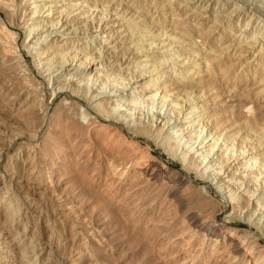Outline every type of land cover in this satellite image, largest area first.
Here are the masks:
<instances>
[{"label":"bare ground","instance_id":"1","mask_svg":"<svg viewBox=\"0 0 264 264\" xmlns=\"http://www.w3.org/2000/svg\"><path fill=\"white\" fill-rule=\"evenodd\" d=\"M46 1L33 0L29 2L30 5L27 6L28 8L26 7L31 11L29 19L35 17L42 18L40 21H35L27 25L29 26L27 36L31 35L30 38L36 36L34 42L27 49H29V52L30 49H34L31 54L36 60L37 66L39 65L41 67L40 69L43 68L46 71V76H48L46 81L47 85L50 84V88L52 89L51 93L56 94L55 96L59 93L64 94L65 92L70 95L81 96L83 110L80 113L75 111V114L82 116L83 119L86 118V122L88 123L96 121L95 116L93 118L89 117L91 114L89 111L93 110V113L97 111V117L112 120L125 126L132 136L131 138L121 136V143H127V147L130 146L135 149H140V145L136 141L137 137L140 136L150 138L153 141L158 140L160 141L159 145L162 146L165 143V145L175 147L170 152L174 153L179 150L175 154L180 156L177 158L179 160L180 170L186 172V174L190 170H194L198 178H210V182L212 183L215 180L213 184H215L216 190L223 192L225 195L227 193L226 198L229 200L231 209L230 215L233 213L239 214L241 210L243 211L244 208H248L250 206V197L257 191L254 197L256 200L252 204L253 210L248 214L246 213L247 217L245 219L241 218L243 219L242 223L247 227H255L259 232L264 233V207L262 208V204L264 203L263 0H160V2L153 0L158 11L166 6L164 8L166 9L164 14H167L166 16L169 18L168 21L160 15L161 17L157 19L159 22H157L161 26L156 27V25V28H154L153 20L149 18L151 14L147 15L149 13V10L147 11L148 7L144 6L145 9L141 13L140 11L142 10H139L138 7H133L134 9L129 8L130 5L128 6V4L124 3L125 0H120L119 3L116 2L117 5L111 4L108 10L107 5H101V2H95V0H90L88 3L86 2L88 0H83L82 2L76 0H49L50 2L48 3ZM121 1L123 2L122 5L120 4ZM12 2V0H0V7L6 9L7 12H12L13 7L10 8V6H13ZM58 2L60 3L58 4ZM147 4L150 3L147 2ZM211 4H214V6L211 7ZM215 6L216 8L214 9ZM97 7H100L99 10H96ZM170 7H173L176 11L181 10L180 15L183 18L186 16L190 17L191 15L193 18H197V21H194L195 23H191L193 22V18L191 19L190 17V19L182 24L185 25L190 22L193 26L192 30L194 29L195 39L200 37L199 35H202L207 40L203 41V38H201L202 41L198 39L195 43L191 40L194 37L187 36L192 31L190 33L186 32L187 35L182 32L184 29L182 30L181 27L179 28L182 31L180 29L178 31V25L176 26V23L179 24V22H176L177 19L175 20L174 18H176V15H179V12H176L177 14L173 13ZM105 8L106 13H104ZM121 9L123 11L120 13L119 11ZM89 10L90 13H88ZM94 10L98 12L97 16L96 13L92 15ZM35 12L40 14L32 16ZM108 13L116 15L113 18L117 19V21L121 20V23L114 21L107 25L100 24L99 22L103 21ZM241 14L246 15V24L238 32L235 29L237 23L234 25L233 19L230 17L235 15L240 16ZM134 18H139V22H148L149 24L147 26H142V24L138 23L135 24L133 21ZM164 18L167 20L166 23L169 28H166ZM135 27L136 32L140 33L141 36L138 35L140 38L132 41L135 44L132 47L136 46L134 50L128 51L131 46L124 47L123 44L117 48L120 51H117L116 47L117 43H120L119 40L115 42H113L114 40L110 41L111 45L107 46L109 45L107 38L113 36L114 32H117V28L118 31H126L125 38H127L134 33L133 29ZM0 28L2 30L0 34L2 51L11 56L9 61L13 64V69L20 71L24 76V80L29 83L28 88L32 89L29 94L42 96L43 99L44 95L41 93V88L37 89V87H32V76L30 77L29 75L31 74L26 72L27 67L23 53L18 49L16 43H13L14 40L10 29L2 23H0ZM114 28L116 29L114 30ZM129 28L131 29L129 30ZM198 31L201 34H198ZM246 33H250V35L248 39L246 38L248 41L243 44V40L247 37L245 36ZM216 34L218 35L216 36ZM49 36L57 38L49 39L48 41H44V43L41 41L46 40ZM91 40L97 43L101 42L102 45L97 48H91ZM140 40H150V43H144L149 47L137 46L136 44H139L138 42ZM155 40H158V42L155 43ZM220 40H223L222 43L224 41L226 43L221 45L222 43H218ZM152 47L161 50L160 52H153L150 55L153 56L152 59L150 57L147 59L146 57L148 55L146 54L151 51ZM127 48L129 49L127 50ZM168 50H171V52L169 53ZM248 51L254 53L252 58H244L245 52ZM182 52L183 57H180ZM129 53H132L131 55L134 57H140L134 61L132 58H129ZM165 55L168 56L165 57ZM104 57L118 61L115 64L117 68H113L111 64L109 65V62L107 64V66L109 65L108 67L99 63ZM179 57L181 59L174 61ZM149 60H151V64L142 70L141 68L145 65H139V63L141 64V62ZM123 62L125 64L132 63V66L129 64L131 67H126L125 65V69L120 68L119 65ZM97 63L101 67H98L96 65ZM62 67L63 69L61 70ZM106 67L109 70L107 74L103 73L102 70ZM68 70L69 72L65 73L67 77L60 79L61 74H64L63 72ZM55 71L58 73L53 77L52 73ZM111 72L115 74L112 75ZM145 73L148 74L145 75ZM184 77H186L185 80L182 79ZM119 78H121V81L123 79H126V81L117 82ZM83 81L84 83H82ZM130 83H136V87L134 93L128 97L126 95L131 87ZM193 84L200 85L203 89H193ZM106 86H110V88L106 90ZM142 103H146V107H148L147 105H151V107L156 106L155 108H158V110L152 112L145 119V116H142V112L140 111L143 107V105L142 107L140 105ZM38 104L42 106V102ZM162 107H164V111L161 112ZM45 115L46 111L43 116L45 117ZM160 121L163 122L159 124ZM153 126L154 128H152ZM173 132L177 133V135L174 136ZM181 139H183L182 142ZM92 144L93 153L100 155L102 165L114 171L117 167L115 165H118L120 160L113 154L118 162L114 163L110 159L112 157L111 149H109L110 152L102 153L97 150L94 142ZM109 146L107 145L105 150ZM144 148L140 149L139 153L130 157L128 156L129 158L126 161L123 160L125 164L127 163L121 172V174H124V171H126V177L128 176L126 190L130 194L132 192L133 194L138 192L141 194L152 183H158V185L160 184V186L167 189L166 194H164L165 196L172 194L170 197L167 196L166 200H169V202H172L176 206L181 205V197L173 191L185 181L181 176L177 178L174 176L175 179L173 178V174L179 175V169L175 171L177 174L171 172L170 168L161 165L156 157L149 153L146 148L144 150ZM49 151H46L44 155H50ZM194 153H197L196 157L193 156ZM109 156L111 157L109 158ZM118 156L120 155L118 154ZM212 166L215 167L212 168ZM210 170L213 171L211 172ZM225 173L226 175H224ZM99 174V170H94L93 175L98 176ZM225 177L227 179H224ZM135 178H140V180L143 179L144 181L140 185H137L140 181L136 182ZM242 185L246 190L243 193L237 192V189L242 187ZM135 186H139L136 192H134L136 189L134 188ZM130 189L132 190L129 191ZM207 191L208 189L206 188L204 192ZM150 193L149 191L146 195L149 197ZM146 198L147 196L144 199L147 200ZM127 200L123 199L124 202ZM145 200L142 201V204ZM12 201L5 204L3 220L0 224L12 223L14 220L16 208L14 207L15 204L12 206ZM28 204L27 206H30V203ZM254 214L255 216L252 218L251 216ZM197 215H189L187 217V226H185L192 228L193 233H191V237H194V234L197 233L200 237L194 257H197L198 254L199 256L201 255V247L203 244L207 245L205 252L202 253L206 257L202 264H224V261H221L220 258L217 259L216 256L225 258L224 260L229 259L230 256L232 258L231 262L233 263L229 264H234L235 262V264H238L237 260L240 263L243 261L244 264H264V249L259 250L256 247L259 241L254 236L251 237L250 235V237H247L248 233L244 225L239 224L244 228L243 230L229 227L224 223L214 225L212 215L208 214V216L206 215L207 217L205 216L201 220H199L200 218ZM191 237L188 239V242H191ZM3 242L5 241L3 240ZM241 245H243V249L242 252H239ZM188 249L185 254L191 255L194 248L188 247ZM188 261L189 259L187 260L184 257L182 259L180 258L175 264H187ZM190 264L194 263L191 262ZM225 264L228 263L225 262Z\"/></svg>","mask_w":264,"mask_h":264},{"label":"rangeland","instance_id":"2","mask_svg":"<svg viewBox=\"0 0 264 264\" xmlns=\"http://www.w3.org/2000/svg\"><path fill=\"white\" fill-rule=\"evenodd\" d=\"M12 1L13 6H10V8L13 7L12 12H7L6 9L0 7V23L10 29L14 40H12L13 43H16L18 49L23 53V58L25 59V65L27 67L26 72L31 74L29 75L30 77L32 76V87H37V89L41 88V93L44 96L42 99V96L29 94V92L32 91V89L28 88L29 83L24 80V76L20 71L13 69V64L9 61L11 56L2 51V43H0V222L3 220V211L6 203L13 200L12 206L15 204L14 207L16 208L14 213L15 221L13 220L12 223L0 224V264H175L180 258L182 259L184 257L187 260L189 259L187 264L191 262L194 264H202L206 258L202 253L205 252L207 245L203 244L201 247V255L199 256L198 254L197 257H194L200 237L198 233L194 234V237H191L193 230L192 228L186 227L187 217L192 214H198L199 220L203 219L206 215L208 216V214L212 215V218H214V225H221L224 223L229 227L241 230L244 228L239 224L244 225L248 233L247 237H250V235L251 237L254 236L259 241L256 247L259 250L264 249V233L259 232L255 227L250 228L242 223V218L245 219L247 217L246 215L253 210L252 204H254L256 200L254 197L257 191L251 196L252 198L250 197V206H248V208H244L239 214L233 213L234 215H230L231 209L229 200L226 198L227 193L225 195L223 192L216 190L215 184H213L215 180H213L212 183L210 182V178H198L194 170H190L187 174L180 170L179 160H177L180 156L176 155L179 150L175 151L176 154L175 152L171 153V150L175 147L173 148L170 145H165V143H163V146L159 145L160 141L158 140L153 141L144 136L137 137L136 139L140 145V149L145 147L149 153L156 157L161 165L170 168L171 172L177 174L175 171L179 169V175L173 174V178L175 179V177L181 176L185 181L173 191L181 197L183 205H177V207L172 202H169V200H166L167 196L170 197L172 194H167L165 196L164 194H166L165 192H167V189L160 186V184L158 185V183H152L149 185L150 187L147 185L148 188L144 193L142 192L140 194L138 192L136 195L132 192L130 194L126 190L128 180L126 171H124V174H121L127 165L123 160L126 161L130 156L140 151L139 148L127 147V143H121L123 136L127 138L132 137L130 131L118 122L116 123L112 120L110 121L104 118L102 119V117H97V111H94V114L93 110L89 111L91 113L89 117L93 118V116H95L96 121L88 123L86 122V118L83 119L82 116H77L75 114L83 110L81 106L83 105L81 96L70 95L66 92L64 94L59 93L55 96L56 94L51 93L52 89L50 88V84L47 85L46 81L48 77L46 76V71H44L43 68L40 69L41 67L39 65L37 66L36 60L31 54L34 49H30V52L29 49H27L36 39V36L31 38V35L27 36V31L29 29L27 25L35 21H40L42 18L35 17L29 19L31 11L27 9V6L30 5L29 2L33 0ZM76 1L82 2L83 0ZM119 1L120 0H113L112 2L111 0H95V2H101V5H107V10L111 4L117 5ZM145 1L134 0L133 2V0H125L124 3L128 4V6L130 5L129 8L138 7L139 10H142L140 11L141 13L144 11L145 7H148L147 11L149 10V13L147 15L151 14L149 18L153 20L154 28L161 26L157 20L161 17L160 15L169 21V18L166 16L167 14H164L166 11L164 8H166V6L158 11L153 0H150V2L149 0ZM158 1L160 2V0L156 2ZM48 2L50 1L47 0L46 3ZM86 2L88 3L90 0ZM121 2L120 4L122 5L123 2ZM147 2L150 4H147ZM59 3L60 2H58V4ZM213 6L214 4H211V7ZM99 8L100 7H97L96 10H99ZM170 8L173 13L179 12V15H176V18H174L175 20L177 19L176 22H179V24L175 22L176 26L178 25V31L180 29L179 27H181L182 30L184 29L183 31L180 30L186 35L188 32L190 33L192 31L187 36L194 37L191 40L195 43L198 39L200 41L207 40L202 37V35H199L200 37L195 39L193 33L194 29L192 30L193 26L190 22L186 23V26L182 24L190 19V17L192 19V15L183 18V16L180 15L181 10L176 11L173 7ZM215 8L216 6L214 9ZM96 10H94L92 15L95 13L96 16L98 15ZM122 11L123 9L119 12L121 13ZM106 12L105 8L104 13ZM158 12L159 14L157 15ZM88 13H90V10ZM36 14L40 13L35 12L32 16ZM111 14L108 13V17L106 16L105 19L103 18L104 20L99 23L103 25L110 24L114 21H116V23H118V21L121 23V20L117 21V19L113 18L116 15ZM230 18L233 19L234 25L237 23L235 29H237L238 32H240L239 29L245 27L246 15H235ZM138 19H133L135 24H142V26H147L149 24L148 22H139ZM166 19L164 20V24L167 22ZM194 21H197V18H193V22L191 23H195ZM103 25L101 26L103 27ZM165 25L167 26V23ZM118 28L113 36L107 38L109 44L107 46L111 45L110 41L114 40L113 42H115L119 40L120 43H117L116 49L124 44V47L131 46L130 49L127 48V50L129 49L128 51L134 50L136 46L132 47L135 45L132 41L138 40L141 36L140 33L136 32V27L134 28L135 30L133 29L134 33L127 38H125L126 31H118ZM166 28H169V26ZM115 29L116 28H114V30ZM130 29L131 28H129V30ZM1 33L2 30L0 31V34ZM197 33L201 34L199 31ZM191 34L194 36H191ZM246 34L245 36L247 37H245V41L243 40V44L248 41L247 39L250 35V33ZM217 35L218 34H216V36ZM53 38L57 37L49 36L46 40L41 41L44 43V41H48L49 39L52 40ZM201 38L203 39L201 40ZM145 42L150 43V40H140L138 42L139 44L136 45L148 48L149 46L144 44ZM156 42H158V40H155V43ZM222 42L223 40H220L218 43ZM225 43L226 41L221 45ZM101 45V42L97 43L91 40V48H97ZM160 50L161 49L152 47L151 51L146 54L148 55L146 58L149 59L150 57V59H152L153 56L150 55H152L153 52H160ZM117 51H120V49H117ZM168 52L170 53L171 50H168ZM131 54L132 53H129V58H132L134 61L138 60L140 57H134ZM253 55V52L251 53L248 51L245 52L244 58H252ZM166 56L168 55H165V57ZM180 57H183V52ZM180 57L174 61H178L181 59ZM105 60L106 62H104ZM150 61L151 60L146 62L143 61L141 64L139 63V65H145L144 67L142 66L143 68L141 69L143 70L148 67L151 64ZM108 62L113 68H117L115 64L118 63V61L112 58L104 57L102 61H99V63L104 64V66H107ZM129 64L132 66V63ZM129 64L123 62L119 67L125 69V65L126 67H131ZM96 65L101 67L98 63ZM107 67L102 69L103 73L107 74L109 71ZM62 69L63 67L61 70ZM67 72H69V70L63 72L64 74H61L62 76L60 79L67 77V74H65ZM56 73L58 72L55 71L52 73L53 77H55ZM113 74L115 73H112V75ZM147 74L148 73H145V75ZM182 79L185 80L186 77ZM120 81L121 78L117 80V82ZM125 81L126 79H123L121 82ZM82 83H84V81ZM135 85L136 83L130 85L131 87L127 91L128 93L126 96L130 97L134 93ZM109 88L110 86H106L105 89L108 90ZM192 88L196 90L199 88L203 89L202 86L196 84H193ZM39 102H42V106L38 104ZM140 105L141 107L143 105L140 111L142 112V116H145V119L149 117L152 112L158 110V108H155L156 106L151 107V105H147L148 107H146V103ZM163 108L164 107H162L161 112L164 111ZM45 111L46 115L44 117ZM161 122L163 121H160L159 124H161ZM152 128H154V126ZM173 133L174 136L177 135V133ZM183 133L186 135L185 132ZM182 141L183 139H181V142ZM92 142L95 143L97 150L102 153H107V151L111 149L112 157L109 156V158L111 157L110 159L114 161V163H118L117 159L120 160L118 165H115L117 167L114 171L102 165L100 155L93 153ZM107 145L109 148L105 150ZM46 151H49L50 155H44ZM113 154H115L117 159ZM118 154L120 156H118ZM196 155L197 153L193 154L194 157H196ZM215 166H212V168ZM94 170H99L100 174L98 176L93 175ZM111 172L114 173L112 174ZM224 175H226V173ZM135 179L136 182L140 181L137 185H140L144 181L143 179L140 180V178ZM224 179H227V177ZM152 185L155 186L153 187ZM138 187L139 186L134 187L136 188L134 192L137 191ZM151 187L153 188L150 190ZM206 188L208 191L204 192ZM245 190L246 188L242 185V187L237 189V192L243 193ZM149 191L151 193L153 192L149 194L150 198L146 195ZM145 196H147V200L144 199ZM123 199L128 200L124 202ZM143 200L146 201L143 202L144 205L142 204ZM28 203H30V206H27L29 205ZM263 207L264 203L262 204V208ZM183 216H185V219ZM254 216L255 214L251 217L253 218ZM180 231H184L183 234ZM190 237L191 242H188ZM3 240L5 242H3ZM242 246L243 245L239 247V252H242ZM188 247L194 248L191 255L185 254L189 250ZM257 248L255 249L257 250ZM216 257L224 261V264L225 262L228 264L233 263L231 262L232 258H230V256L229 259L226 260L220 256ZM218 263H220V261H218ZM237 263L244 264L243 261L240 263L239 260H237Z\"/></svg>","mask_w":264,"mask_h":264}]
</instances>
